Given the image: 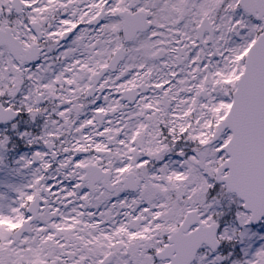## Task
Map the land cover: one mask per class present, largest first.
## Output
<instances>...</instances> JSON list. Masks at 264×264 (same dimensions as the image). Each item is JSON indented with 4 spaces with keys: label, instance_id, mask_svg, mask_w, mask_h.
<instances>
[{
    "label": "snow or ice",
    "instance_id": "1",
    "mask_svg": "<svg viewBox=\"0 0 264 264\" xmlns=\"http://www.w3.org/2000/svg\"><path fill=\"white\" fill-rule=\"evenodd\" d=\"M0 264H264V0H0Z\"/></svg>",
    "mask_w": 264,
    "mask_h": 264
}]
</instances>
